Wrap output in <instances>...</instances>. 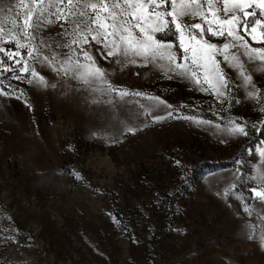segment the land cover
<instances>
[{
    "label": "rangeland",
    "instance_id": "obj_1",
    "mask_svg": "<svg viewBox=\"0 0 264 264\" xmlns=\"http://www.w3.org/2000/svg\"><path fill=\"white\" fill-rule=\"evenodd\" d=\"M19 3L0 0L5 28L11 25L3 17L20 16ZM59 33L55 24L42 36L65 53L56 48L65 42ZM94 54L119 89L159 96L172 108L151 106L145 117L140 104L150 105L146 99L90 95L39 64L48 87L12 80L9 73L5 84L25 95L0 96V264H264V202L252 198L259 183L249 179L264 127L228 137L213 125L176 118L257 123L264 120V99L247 98L227 67L233 102L220 104L152 65L121 68ZM249 71L264 98V72ZM168 111L172 117L152 120ZM125 118L135 134L121 135Z\"/></svg>",
    "mask_w": 264,
    "mask_h": 264
},
{
    "label": "snow or ice",
    "instance_id": "obj_2",
    "mask_svg": "<svg viewBox=\"0 0 264 264\" xmlns=\"http://www.w3.org/2000/svg\"><path fill=\"white\" fill-rule=\"evenodd\" d=\"M18 7L22 9L18 18L3 17L10 27L0 22V96L19 99L25 95L23 89L5 84L9 73L12 80L48 87L45 76L37 71L39 64L41 69L62 72L78 83V91L90 95L142 97L150 102L140 104L145 117L151 114V106L172 108L159 96L119 89L111 82L108 70L98 65L95 52L103 59L111 58L121 68L152 65L168 79L188 80L220 104L233 102L235 82L227 67L240 79L247 98L258 103L264 99L249 71L251 66L254 71L264 72V47H254L246 38L264 45V0H20ZM55 24H60L58 35L65 41L57 42L56 48L67 49L65 53L54 51L42 36L46 27ZM212 38H223V43L212 42ZM24 102L28 104L26 98ZM98 102L93 99V103ZM173 111H168L166 117L152 116V120L172 117ZM260 111L264 113V106ZM176 118L213 125L228 137H247L250 128L259 132L264 127V120L249 124L243 118H238L240 122L229 118L221 126L196 116ZM121 123V135L137 131L127 118ZM260 145L255 149L259 164L253 165L255 174L249 179L259 183L250 190L252 198L264 202V146ZM246 151L252 154L251 148ZM235 188V184L230 185L225 195ZM243 203L244 211L251 216L252 209ZM261 240L264 242V235Z\"/></svg>",
    "mask_w": 264,
    "mask_h": 264
}]
</instances>
